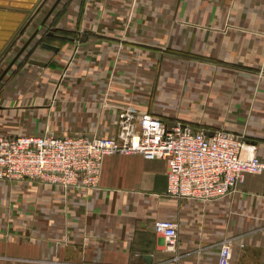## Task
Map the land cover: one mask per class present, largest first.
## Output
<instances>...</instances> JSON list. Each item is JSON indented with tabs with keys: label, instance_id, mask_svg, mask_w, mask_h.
Listing matches in <instances>:
<instances>
[{
	"label": "crops",
	"instance_id": "0c3cea01",
	"mask_svg": "<svg viewBox=\"0 0 264 264\" xmlns=\"http://www.w3.org/2000/svg\"><path fill=\"white\" fill-rule=\"evenodd\" d=\"M56 1L0 0V76L37 33L0 81L24 63L0 100V135L114 137L132 108L224 129L264 160V0H71V29L51 19L62 0L45 21ZM166 173L165 161L113 155L94 190L0 181L13 187L0 190L5 207L86 218L0 226V264H217L224 240L230 264H264V173L214 202L166 196ZM168 219L179 224L171 251L154 232Z\"/></svg>",
	"mask_w": 264,
	"mask_h": 264
},
{
	"label": "built area",
	"instance_id": "2783aa9c",
	"mask_svg": "<svg viewBox=\"0 0 264 264\" xmlns=\"http://www.w3.org/2000/svg\"><path fill=\"white\" fill-rule=\"evenodd\" d=\"M140 155L167 164L166 196L202 202L217 201L237 190L249 174L264 173L260 159L243 137L224 129L211 136L132 108L121 112L114 137L0 135V181L28 180L45 185L94 190L99 187L104 159ZM179 224L157 220L154 232L174 250ZM243 246V245H241ZM232 241L220 243L217 264H230Z\"/></svg>",
	"mask_w": 264,
	"mask_h": 264
},
{
	"label": "rangeland",
	"instance_id": "374dc122",
	"mask_svg": "<svg viewBox=\"0 0 264 264\" xmlns=\"http://www.w3.org/2000/svg\"><path fill=\"white\" fill-rule=\"evenodd\" d=\"M71 8H72L71 0H62L59 7L56 9L55 18L54 19L51 18L52 21L57 20V16L60 14L61 17L63 16L61 18L62 28H65V29H67L68 27L70 28L66 16L69 15V13H70L69 11L71 10ZM45 10H47V9H45ZM46 13H47V11H46ZM50 29L52 30V27L48 28V29L46 27V31L50 30ZM72 29H73V27H72ZM80 41H81V39H80ZM64 43H66V42H64ZM64 43H62V47H64L66 45V44L63 45ZM23 66H24V63L18 65V67L12 71L13 74H12V76L9 77L10 79H8V81H3L4 83H2L0 85V100L3 99V96L5 95V91L7 89H10V87H9L11 84L10 81L13 78L18 77V75H15V74L21 73L22 69L21 70H18V69L22 68ZM1 68L4 70L3 67H1ZM3 70H1V71H3ZM116 125H117V121H116ZM44 188L52 189V191H55V192H62L61 190L64 189V188L62 189L60 187H55V186H44ZM2 189L11 192L13 187L9 186L7 188L5 186V188H0V190H2ZM4 190H2V191H4ZM46 206H48V205L46 204ZM0 207L3 208L2 212L0 213V226H12L15 224L20 225V224H24V223L28 224L29 226H37V225L38 226H69L70 224L73 226H78V225L84 226L85 225V219L86 218L83 215L81 216L79 214H76V215H71V216H65V214L62 211H57L58 208H54L57 210H51V209L46 207V208H44L45 210L43 209L44 211H40V213L38 214L35 211L36 209L33 207V205H31V207L28 208L27 212L26 211L24 212L23 210H21L19 206L16 207L17 209H14V208L11 209L10 207H5L0 203ZM69 222H71V223H69Z\"/></svg>",
	"mask_w": 264,
	"mask_h": 264
},
{
	"label": "water",
	"instance_id": "95a60500",
	"mask_svg": "<svg viewBox=\"0 0 264 264\" xmlns=\"http://www.w3.org/2000/svg\"><path fill=\"white\" fill-rule=\"evenodd\" d=\"M61 0H57L56 3L54 4V6L50 9V11L48 12L45 21L48 19L49 15L53 12V10L56 8V6L59 4ZM44 21V23H45ZM43 23V24H44ZM40 29V28H39ZM39 31V30H38ZM37 34V33H36ZM33 37H35V35ZM32 37V38H33ZM32 38L27 42V44L25 45V47H23V49L17 54V56L13 59V61L10 63V65L8 66V68H6V70L2 73V75L0 76V81L4 78V76L8 73V71L11 69V67L14 65V63L17 61V59L20 57V55L23 53V51L25 50V48L29 45V43L32 41ZM46 47H50L48 45H46ZM31 63L36 64V65H45L43 62H39V61H31Z\"/></svg>",
	"mask_w": 264,
	"mask_h": 264
},
{
	"label": "trees",
	"instance_id": "16d2710c",
	"mask_svg": "<svg viewBox=\"0 0 264 264\" xmlns=\"http://www.w3.org/2000/svg\"><path fill=\"white\" fill-rule=\"evenodd\" d=\"M62 33H66V32H68V31H61ZM66 39V38H65Z\"/></svg>",
	"mask_w": 264,
	"mask_h": 264
},
{
	"label": "flooded vegetation",
	"instance_id": "af4514ba",
	"mask_svg": "<svg viewBox=\"0 0 264 264\" xmlns=\"http://www.w3.org/2000/svg\"><path fill=\"white\" fill-rule=\"evenodd\" d=\"M46 23V22H45ZM42 28H40V30H41ZM46 29V28H45ZM46 31V30H45Z\"/></svg>",
	"mask_w": 264,
	"mask_h": 264
}]
</instances>
